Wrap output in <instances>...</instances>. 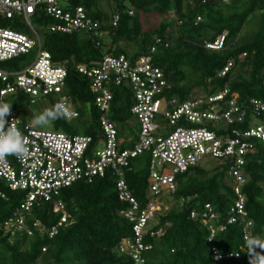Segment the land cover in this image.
<instances>
[{
    "label": "trees",
    "instance_id": "trees-1",
    "mask_svg": "<svg viewBox=\"0 0 264 264\" xmlns=\"http://www.w3.org/2000/svg\"><path fill=\"white\" fill-rule=\"evenodd\" d=\"M100 1L69 0V7H81L98 21L103 32L101 37L50 33L46 30L47 17L40 15L33 19L43 49L67 69L66 95L78 113L71 121L80 126L82 115L85 117L80 132L94 139L91 147L99 138L100 113L93 106L94 96L87 80L75 68L93 65L104 55H124L131 59L151 55L152 64L161 70L169 85L165 91L169 98L184 100L195 90L215 93L227 85L239 102L248 98L264 101V0H105L112 2L108 12L99 6ZM115 14L118 22L112 27L110 20ZM253 15H257L258 28L253 38L246 40L242 29ZM223 34L220 49L206 47ZM151 47L154 52L150 54ZM25 62L26 56H20L0 63V67L19 69ZM229 63L226 74L219 76ZM110 92L112 102L107 115L119 135L131 126V91L122 85L110 88ZM42 99L49 100L51 106L55 104L53 97ZM29 101L15 94L9 99L10 108L18 113ZM247 118L248 113L241 123L233 126L247 128ZM67 121L63 118L54 121L53 129L75 134L77 127ZM213 163L206 160L177 175L174 193L160 192L152 196L147 155L129 162L123 179L140 209L151 200L162 196L167 199L166 210L156 216V223L143 236L144 245L150 246L142 255L144 264H248L243 237L245 219H237L217 232L208 244L201 221L190 218L191 211H200L204 204H209L223 219L233 202L227 169ZM243 171L246 181L241 193L245 197L246 221L251 222L248 230L250 234L264 237V147L257 146L256 152L248 156ZM115 181L113 172L106 170L103 177L94 178L90 183L79 182L62 189L58 199L68 217L51 238L48 230L56 226L61 214L53 212L52 203L43 200L35 201L25 213L31 235L5 232L4 223L18 208L22 194L2 189L0 264H132L130 258L117 252L120 242L132 237V224L123 217L127 204L118 200ZM192 195L197 197L179 204L181 197ZM35 222L38 226L32 227ZM164 224L161 236H150V231L155 232ZM214 251L222 258L216 260ZM258 252L264 255V250ZM228 254H239V257H226Z\"/></svg>",
    "mask_w": 264,
    "mask_h": 264
},
{
    "label": "built area",
    "instance_id": "built-area-1",
    "mask_svg": "<svg viewBox=\"0 0 264 264\" xmlns=\"http://www.w3.org/2000/svg\"><path fill=\"white\" fill-rule=\"evenodd\" d=\"M40 15L47 17L46 30L50 33H84L94 38L103 35L99 22L83 8L69 7V0H0V63L35 51L34 58L29 63L26 60L19 69L0 67V101L9 103L15 94L30 101L53 97L55 103L67 105L73 113L70 118L63 119L72 120L78 113L66 95L67 69L53 61L50 53L43 49L41 36L33 25V19ZM117 22L115 14L110 25L116 27ZM20 28L25 31H18ZM224 35L206 47L220 49ZM149 52L153 53L154 47ZM230 66L227 64L219 76H224ZM75 69L87 80L94 96L93 106L100 113L99 138L91 147L94 142L91 137L41 131L21 122L16 110L10 108L6 121L12 120L10 125L21 131L27 140V152L20 158L0 157V197H3L2 189L22 194L18 208L4 223L5 232L31 235L25 213L35 201L43 200L51 202L52 211L61 214L56 226L48 230V237H53L68 217L58 199L60 191L79 182L90 183L110 170L116 176L117 198L127 204L123 217L132 224V237L122 240L117 252L130 258L132 264H144L142 255L150 246L144 245L143 236L156 223V216L164 206L151 200L140 209L128 190L123 173L132 159L147 155L152 196L160 192L174 193L175 177L206 160L225 166L233 195L225 217L221 219L211 205L204 204L200 211H191L190 218L201 221L208 244L217 232L237 219H245L244 240L248 237L251 222L246 221L241 187L246 181L243 171L246 159L256 152L257 146L264 147V120L260 119L264 117L263 100L248 98L239 102L227 85L215 93L193 91L184 100L169 98L165 92L169 85L161 70L152 64L151 55L133 59L124 55H104L93 65H78ZM122 85L131 91L129 113L131 122L137 126L134 140L119 137L107 115L112 102L110 88ZM246 113L247 128H235L234 123H241ZM254 120L257 123H253ZM196 197H181L179 204ZM37 226V222L32 224V227ZM165 226L150 231V236H161ZM213 253L216 260L222 258L215 251ZM233 256L239 257V254L226 257Z\"/></svg>",
    "mask_w": 264,
    "mask_h": 264
},
{
    "label": "clouds",
    "instance_id": "clouds-1",
    "mask_svg": "<svg viewBox=\"0 0 264 264\" xmlns=\"http://www.w3.org/2000/svg\"><path fill=\"white\" fill-rule=\"evenodd\" d=\"M10 106V103L0 101V157L11 155L20 158L27 152V140L17 127L10 125L12 120L6 121L10 115ZM72 115L67 105L57 102L39 113H32L31 124L34 128H42ZM244 244L245 252L249 254L248 264H264V255L254 251L256 248L264 250V237L249 234Z\"/></svg>",
    "mask_w": 264,
    "mask_h": 264
},
{
    "label": "rangeland",
    "instance_id": "rangeland-1",
    "mask_svg": "<svg viewBox=\"0 0 264 264\" xmlns=\"http://www.w3.org/2000/svg\"><path fill=\"white\" fill-rule=\"evenodd\" d=\"M99 6L102 7L103 11L108 12L109 9L112 7V2H105V0H101L99 2ZM174 22V20H172ZM258 28V18L257 15H253L252 17L248 18L246 23L243 26L242 29V36L246 39V40H251L256 32ZM35 56V51H32L28 56H26V60L28 61V63L34 58ZM196 91V90H195ZM201 92V90H198V92ZM78 105L77 108L81 109V106H79V104H75ZM51 106V103L49 102V100L47 99H42V98H35L33 101H29V103L23 105L20 110L18 111V119L21 122H26L27 124H31V114L32 113H39L41 111H43L44 109L48 108ZM88 109V107H87ZM84 116L82 115L81 117V121L80 126H78V124L74 121L68 120L67 122H69L70 125H73V127H77V132L75 133L76 135H81L80 130L84 127L83 122H84ZM53 122H51L49 125L42 127V128H37L41 131H46V132H55L56 130L53 129ZM253 123H257L256 120L253 121ZM59 132H61V130H59ZM63 133V132H62ZM136 133H137V126L136 124L132 121L131 122V126L129 128V130H125L123 133H120L118 136L121 138H131L132 140L135 139L136 137ZM215 163V162H214ZM213 163V164H214ZM204 164V162L202 163ZM216 164V163H215ZM164 196H162V198H159L157 200V202H161L164 206L163 210L161 211V213L163 211L166 210L167 206L165 204V201H167V199L163 198ZM155 201V200H154ZM257 252L261 249L256 248L255 249Z\"/></svg>",
    "mask_w": 264,
    "mask_h": 264
}]
</instances>
